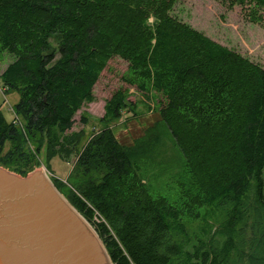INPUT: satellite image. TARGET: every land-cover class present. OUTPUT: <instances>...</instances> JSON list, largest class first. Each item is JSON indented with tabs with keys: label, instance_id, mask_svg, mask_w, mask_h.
Returning a JSON list of instances; mask_svg holds the SVG:
<instances>
[{
	"label": "trees",
	"instance_id": "1",
	"mask_svg": "<svg viewBox=\"0 0 264 264\" xmlns=\"http://www.w3.org/2000/svg\"><path fill=\"white\" fill-rule=\"evenodd\" d=\"M173 3L0 0V52L14 58L0 81L5 95H19L12 108L19 123L0 111V167L26 177L44 142L53 157L69 142L75 114L93 101L107 61L122 55L141 91V71L157 91L168 88L162 121L191 170L209 181L213 172L233 173L204 196L203 238L193 244L180 212L147 194L105 127L78 156L84 175L100 169L102 178L68 203L112 264H264V69L170 17ZM126 108L116 93L104 121Z\"/></svg>",
	"mask_w": 264,
	"mask_h": 264
},
{
	"label": "rangeland",
	"instance_id": "2",
	"mask_svg": "<svg viewBox=\"0 0 264 264\" xmlns=\"http://www.w3.org/2000/svg\"><path fill=\"white\" fill-rule=\"evenodd\" d=\"M169 15L264 69L263 0H174ZM153 23V18H149L148 24ZM13 60L8 53L0 52V75ZM143 72L140 77L146 90L141 91L138 88L141 81L134 79L130 63L122 55H113L93 88V101L83 104L75 114V124L66 135L69 142L56 149L50 158L53 153L48 152L44 142L36 157L35 170L43 172L52 184L57 180L61 184L60 194L69 201L73 193L102 178L100 169L84 175L78 156L92 138L109 127L119 145L127 151L147 194L180 212L194 244L203 238L204 196L214 184L232 175L233 169L213 172V181L204 180L196 168L191 170L162 121L161 112L168 104V88L157 91L153 77L144 78ZM119 92L126 97V110L119 120L104 121L107 101ZM18 100L17 93L4 94L0 81V111L9 123H19L12 110ZM195 164L198 166L197 160ZM216 240L221 238L217 236Z\"/></svg>",
	"mask_w": 264,
	"mask_h": 264
},
{
	"label": "water",
	"instance_id": "3",
	"mask_svg": "<svg viewBox=\"0 0 264 264\" xmlns=\"http://www.w3.org/2000/svg\"><path fill=\"white\" fill-rule=\"evenodd\" d=\"M0 264H112L98 235L43 172L0 167Z\"/></svg>",
	"mask_w": 264,
	"mask_h": 264
}]
</instances>
